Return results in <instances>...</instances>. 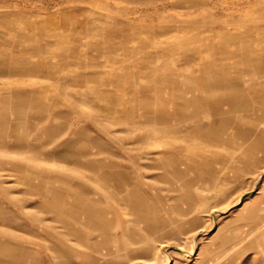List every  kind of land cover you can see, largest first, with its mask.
I'll use <instances>...</instances> for the list:
<instances>
[{"label":"rangeland","instance_id":"1","mask_svg":"<svg viewBox=\"0 0 264 264\" xmlns=\"http://www.w3.org/2000/svg\"><path fill=\"white\" fill-rule=\"evenodd\" d=\"M0 264H264V0H0Z\"/></svg>","mask_w":264,"mask_h":264}]
</instances>
